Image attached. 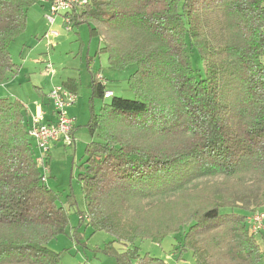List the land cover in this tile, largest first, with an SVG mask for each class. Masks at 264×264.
<instances>
[{
	"label": "trees",
	"instance_id": "obj_1",
	"mask_svg": "<svg viewBox=\"0 0 264 264\" xmlns=\"http://www.w3.org/2000/svg\"><path fill=\"white\" fill-rule=\"evenodd\" d=\"M37 2L0 0V84L16 74L9 47ZM82 23L110 69L136 67L133 98H104L91 72L80 220L111 236L117 264H168L142 255L137 241L184 227L178 258L259 264L247 219L264 207V0H88L71 28ZM28 125L25 104L0 97V264H57L47 243L68 216L44 182Z\"/></svg>",
	"mask_w": 264,
	"mask_h": 264
},
{
	"label": "rangeland",
	"instance_id": "obj_2",
	"mask_svg": "<svg viewBox=\"0 0 264 264\" xmlns=\"http://www.w3.org/2000/svg\"><path fill=\"white\" fill-rule=\"evenodd\" d=\"M46 13L40 2L28 8L24 32L9 47L11 58L18 65L17 71L0 84V97L17 99L27 104L25 118L30 120L32 115L40 111L46 113L51 110V104H47L45 98L49 91L55 87L69 90L64 83L74 79L76 99L68 107L69 116L74 118L73 140L70 144L50 142L49 160L44 165L39 164L45 176V184L56 193L58 207H62L68 216L65 232L49 240L47 247L58 254L57 264H117L114 253L107 252L106 249L111 236L103 230L93 231L87 218L80 220V216L85 213L86 204L77 174L85 146L92 139L87 127L91 116L90 70L104 77L105 90L111 91L113 95L133 98L128 77L136 65L131 63L121 70L110 69L107 55L97 52L102 42L99 37L90 35L86 23L66 29L62 12L56 15L52 24L46 18ZM50 30L57 31L58 36L49 39L44 37ZM191 62L193 67L202 68L195 52L191 53ZM47 63L52 65V72L47 70ZM37 87L45 97L40 95ZM101 103L99 98L94 100L95 112L99 111ZM37 153L35 148V154ZM171 211L172 207L165 205L163 212L168 218L171 217ZM154 215H148L146 222L152 229L156 226ZM184 229L185 227L177 234L166 236L159 243L149 239L138 240L141 254L149 253L168 264H195L190 252L178 258V251L173 247V244L181 240ZM256 237L263 250L264 264V231L257 233Z\"/></svg>",
	"mask_w": 264,
	"mask_h": 264
},
{
	"label": "built area",
	"instance_id": "obj_3",
	"mask_svg": "<svg viewBox=\"0 0 264 264\" xmlns=\"http://www.w3.org/2000/svg\"><path fill=\"white\" fill-rule=\"evenodd\" d=\"M88 0H38L42 7L46 9V18L52 24L56 15L63 13V21L66 29H71L72 16L77 13V8L80 9L82 5ZM58 36V32L50 30L44 34V37ZM48 71L52 70V65L47 63ZM97 79L103 81L102 76L98 75ZM113 93L105 90L103 97L109 98ZM51 104V115L53 120L46 118V113L43 111L32 115L29 120L27 128L28 137L34 143L36 150L35 161L40 165H44L48 160L49 144L50 142H63L70 144L73 140L74 118L68 114V107L75 101L76 95L68 89L55 87L46 95ZM38 160V161H37ZM44 161V162H43ZM39 162V163H38ZM46 164V163H45ZM40 167V166H39ZM46 168V167H45ZM44 168V170H45ZM45 180V176L43 177ZM249 231L253 234L260 232L264 227V207L251 213L247 219Z\"/></svg>",
	"mask_w": 264,
	"mask_h": 264
},
{
	"label": "crops",
	"instance_id": "obj_4",
	"mask_svg": "<svg viewBox=\"0 0 264 264\" xmlns=\"http://www.w3.org/2000/svg\"><path fill=\"white\" fill-rule=\"evenodd\" d=\"M73 27H75V26H73ZM72 27V28H73ZM76 27H78V26H76ZM19 37V36H18ZM17 37V38H18ZM17 38L15 39V40H17ZM14 40V41H15ZM13 41V42H14ZM99 53V52H98ZM93 70H90V75H91V72H92ZM94 73H95V78L97 79V76L99 75V73L98 72H95V71H93ZM103 78V80H104V77H102ZM98 80V79H97ZM91 82V81H90ZM65 85H68V87H69V90L70 91H72V92H74L75 93V89H76V83H75V81H74V79L73 80H71V81H67V82H65L64 83ZM37 89H39L40 90V88L39 87H37ZM40 95H43L44 97H45V94H43L42 92H41V90H40ZM46 98V101H47V104H50L49 103V101H48V98H47V96L45 97ZM24 103V102H23ZM25 104V103H24ZM26 105L27 104H25V107H26ZM46 118L47 119H49V120H53V116L51 115V110H49L48 112H46ZM28 120V119H27ZM29 121V120H28ZM73 132H74V128H73ZM263 231H264V227L260 230V233H263ZM259 233V232H258ZM256 235H257V233H256ZM257 238V237H256ZM258 240V239H257ZM258 242H259V240H258ZM259 244H260V242H259ZM260 246H261V244H260ZM262 248V247H261ZM262 259H263V250H262V258H261V260H260V262H259V264H262Z\"/></svg>",
	"mask_w": 264,
	"mask_h": 264
}]
</instances>
